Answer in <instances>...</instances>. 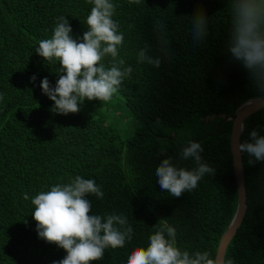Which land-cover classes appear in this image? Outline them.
Segmentation results:
<instances>
[{
    "label": "trees",
    "instance_id": "1",
    "mask_svg": "<svg viewBox=\"0 0 264 264\" xmlns=\"http://www.w3.org/2000/svg\"><path fill=\"white\" fill-rule=\"evenodd\" d=\"M111 2L116 5L113 19L124 35L120 56L134 69L117 93L141 122L119 145L117 131L93 116L99 101L80 105L77 114L59 115L40 87L44 78L55 87L60 65L36 54L39 41L51 38L61 16L69 21L73 38L82 39L92 7L88 0H0V264H52L66 256L38 237L31 199L77 175L102 187V199L87 197L93 214L124 213L134 228L125 247L106 249L103 259L93 264H126L135 248L147 247L161 219L176 227L179 248L208 251L214 258L234 215L231 122L223 120L264 93L228 51V0ZM201 10L208 21L207 35L194 44L192 20ZM157 21L167 26L165 50ZM145 45L149 55L161 58L159 68L137 64L136 54ZM105 63L110 64V58ZM204 126V133L197 131ZM165 128L195 129L191 140L202 144L204 160L215 169L180 198L161 190L155 170L168 157L179 167L194 165L179 158L187 143L170 140L167 149H158L156 136ZM253 130L264 136V108L245 119L240 143L252 142ZM241 156L247 209L224 259L264 264V162L250 165L253 158Z\"/></svg>",
    "mask_w": 264,
    "mask_h": 264
},
{
    "label": "clouds",
    "instance_id": "2",
    "mask_svg": "<svg viewBox=\"0 0 264 264\" xmlns=\"http://www.w3.org/2000/svg\"><path fill=\"white\" fill-rule=\"evenodd\" d=\"M92 5L86 24L88 30L81 38H73L69 21L58 17L51 38L39 41L36 54L49 64L59 62V78L53 87L47 78L40 84L42 92L54 106V113L67 116L77 114L87 101L108 102L130 78L134 69L120 56L124 35L113 19L116 5L111 0H88ZM140 4L141 0H130ZM231 29L228 51L233 60L247 70L255 86L264 93V0H228ZM207 17L201 10L192 20L193 43H202L207 35ZM156 30L162 50L169 44L167 26L157 21ZM110 58V64L105 59ZM137 64L159 68L161 58L149 55L145 45L136 54ZM32 82L36 77L32 76ZM0 99H3L0 96ZM238 131H243V125ZM252 142L235 145L238 153H246L248 163L264 162V136L257 130L250 133ZM201 143L189 140L180 150V160L191 161L194 167H179L173 158L163 159L155 170L162 191L180 198L194 191L215 169L203 156ZM102 199V187L93 179L77 175L66 184H56L49 191H41L31 199L32 214L38 237L65 251L66 256L52 264H93L102 260L106 249L123 248L133 239L134 228L124 213H92L87 198ZM23 199L28 200L27 193ZM177 229L167 219H161L148 237L147 247H137L126 264H232L229 259L208 251L189 252L177 246Z\"/></svg>",
    "mask_w": 264,
    "mask_h": 264
},
{
    "label": "water",
    "instance_id": "3",
    "mask_svg": "<svg viewBox=\"0 0 264 264\" xmlns=\"http://www.w3.org/2000/svg\"><path fill=\"white\" fill-rule=\"evenodd\" d=\"M263 108L264 98L249 99L236 109L233 116H229L223 120V122H231L229 146L236 187V208L231 221L221 235L215 256L219 255L222 258L225 257L227 246L237 233L238 228L241 226L247 209L242 156L241 153H238L235 150V145L240 143L242 133L238 131V129L240 125L244 124L245 119Z\"/></svg>",
    "mask_w": 264,
    "mask_h": 264
},
{
    "label": "rangeland",
    "instance_id": "4",
    "mask_svg": "<svg viewBox=\"0 0 264 264\" xmlns=\"http://www.w3.org/2000/svg\"><path fill=\"white\" fill-rule=\"evenodd\" d=\"M86 102L87 100H85L81 105H84ZM97 106L98 107L96 108V112L93 113L94 118L104 119L108 125L112 126L117 131L118 145L121 142L126 141L128 138L132 137L136 130L141 126L140 120H138L126 109L123 99L118 93H116L108 102L99 101ZM205 128L206 126L197 131L204 133V131H206ZM195 132V129L173 131L169 128H165L163 129V131H161V134L156 136L158 149H167L171 144L170 140L180 145H184L189 140L194 138Z\"/></svg>",
    "mask_w": 264,
    "mask_h": 264
}]
</instances>
